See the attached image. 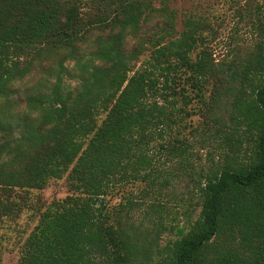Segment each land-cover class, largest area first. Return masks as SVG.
I'll use <instances>...</instances> for the list:
<instances>
[{"label":"trees","instance_id":"trees-1","mask_svg":"<svg viewBox=\"0 0 264 264\" xmlns=\"http://www.w3.org/2000/svg\"><path fill=\"white\" fill-rule=\"evenodd\" d=\"M246 16L249 43L217 57L208 17L170 0H0V230L34 223L18 264H264V0ZM179 179L183 223L135 229Z\"/></svg>","mask_w":264,"mask_h":264},{"label":"rangeland","instance_id":"rangeland-1","mask_svg":"<svg viewBox=\"0 0 264 264\" xmlns=\"http://www.w3.org/2000/svg\"><path fill=\"white\" fill-rule=\"evenodd\" d=\"M173 8L177 9L179 14L184 10L191 11L193 13H200L208 17L210 23L214 25V29L217 32V38L211 46L214 49V53L217 57H222L225 51L228 49V42L230 37H238V41L249 43L251 39V33L248 25H246L247 16L246 13L253 11L254 2L258 0H170ZM241 14V15H240ZM241 17H240V16ZM178 29H181L180 19H178ZM237 29V30H236ZM73 84V82L71 83ZM198 116L193 117V122L197 123ZM189 136V134H186ZM193 142V141H192ZM194 150L198 154V159H195V163L209 164V160L217 157L219 150L216 148V143L209 142L205 146H201L199 143L194 142ZM156 157H160L158 168H165L166 170H172L176 172L178 170L179 160L165 163V154L163 151H156ZM177 164V165H176ZM182 175L183 171H177ZM184 179H179L174 182L170 187L168 197L163 196L160 201H163L170 208L171 212L167 214L165 211L151 212L145 211L137 212L132 217V224L138 231L146 233L150 230H155V226L159 229V223L164 225L173 224L176 218H179L181 223L185 220L184 216H177L175 214V208L177 212L183 211L186 207L181 206L179 202L180 192L184 190ZM142 184L128 185L122 190L117 191L112 196L107 197L109 206H116L120 203L124 204L126 198L138 200L140 194L139 189L142 188ZM164 190V189H163ZM67 194V188L65 186L64 179L51 182L47 188L41 192L42 200L45 203H50L53 199H61ZM152 197L147 198V201H152ZM166 199V200H162ZM146 201V202H147ZM155 222V226H154ZM34 223L29 218L28 214L23 213L21 217L15 221H7L0 230V252H1V264H18V242L19 239L25 237L31 230ZM153 236V233H151ZM172 236L169 233H163L159 239L160 246H164L168 239ZM154 258L155 255L149 254ZM140 264H149V261L142 259Z\"/></svg>","mask_w":264,"mask_h":264}]
</instances>
